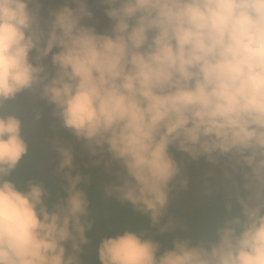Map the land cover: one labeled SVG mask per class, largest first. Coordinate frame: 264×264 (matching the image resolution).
Listing matches in <instances>:
<instances>
[{"label":"clouds","instance_id":"9594fccd","mask_svg":"<svg viewBox=\"0 0 264 264\" xmlns=\"http://www.w3.org/2000/svg\"><path fill=\"white\" fill-rule=\"evenodd\" d=\"M48 2L0 0V264H85L90 245L70 144L54 143L62 199L50 205L42 182L20 190L9 179L29 150L12 103L25 91L90 155L119 165L107 194L161 234L177 225L162 223L170 193L188 186L171 149L226 161L239 212L215 240L162 250L150 231H124L101 241V264H264V0H98L104 32L87 23L89 0Z\"/></svg>","mask_w":264,"mask_h":264},{"label":"trees","instance_id":"16d2710c","mask_svg":"<svg viewBox=\"0 0 264 264\" xmlns=\"http://www.w3.org/2000/svg\"><path fill=\"white\" fill-rule=\"evenodd\" d=\"M28 146V153L9 179L13 180L20 190H26L30 180L42 182L51 193L47 201L51 205L66 195V184L57 183L54 177L52 179L42 176L40 163L43 161V150L37 145ZM78 170L85 178L83 183H80V189L86 193L89 201L87 219L92 221V228L86 231L90 245L85 246L82 256L85 264H101L97 256L101 241L124 231H150L153 238L161 243L162 250L172 247V241L176 238L191 239L194 244L201 240H215L216 228L222 225L225 218L239 212V205L234 198L220 195L218 192L204 194L197 204L169 205L168 214L162 223L172 217L177 225L174 231L161 234L151 227L148 216L139 213L129 202L120 201L116 195L107 194L109 186L121 182L119 178L94 181L101 178L97 176L94 167L79 166ZM229 201L233 205L231 212L226 208Z\"/></svg>","mask_w":264,"mask_h":264},{"label":"rangeland","instance_id":"374dc122","mask_svg":"<svg viewBox=\"0 0 264 264\" xmlns=\"http://www.w3.org/2000/svg\"><path fill=\"white\" fill-rule=\"evenodd\" d=\"M62 2L63 0H49L44 7L55 8ZM105 7L99 4L98 0H89V8L93 12V19L87 21V23L94 24L98 32L106 31L111 25L110 19L105 14ZM12 103L19 106L15 114L22 121V134L25 136L26 142L29 145H37L43 150V161L40 163L42 176L52 177V179H56V182L58 181L57 183L67 184L63 175L56 172L60 162V154L55 150L54 143L59 141L64 146L70 144L72 147L74 154L72 175L80 174L83 177L78 167L86 165L94 167L97 176L101 177L98 180L94 179V181L119 178L116 175L119 165L113 162L108 166L107 154L103 158L90 155L82 147V142L77 141L69 130L61 126L58 118L53 115V105L46 100L25 91L18 94ZM37 112L40 113L39 119H36ZM171 151L175 159L181 163L182 175L187 178L188 186L187 188H181L177 184L173 188L170 193V206L197 204L204 194L213 192L234 198L235 189L232 180L227 179L224 174L227 167L225 160H221L219 164H213L203 157L193 160L187 154L174 148ZM97 160L100 162L95 163ZM233 179L237 183L241 181L239 175L234 176ZM78 188H80V184Z\"/></svg>","mask_w":264,"mask_h":264}]
</instances>
